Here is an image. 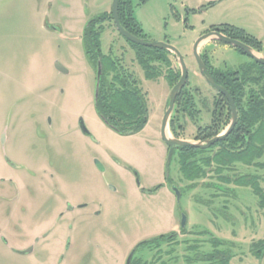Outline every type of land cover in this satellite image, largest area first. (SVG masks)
Segmentation results:
<instances>
[{"label": "rangeland", "instance_id": "374dc122", "mask_svg": "<svg viewBox=\"0 0 264 264\" xmlns=\"http://www.w3.org/2000/svg\"><path fill=\"white\" fill-rule=\"evenodd\" d=\"M199 2L132 0L144 40L169 44L181 53L187 91L198 107L203 101L210 105L214 92L198 72L194 42L224 17L253 34L262 26L251 29V20L259 16L264 22V0H232L208 11ZM111 5L112 0H0V264H124L141 242L173 232L178 234L174 240L139 246L132 264H190L194 252L187 250L198 245L202 254L211 251L212 237L234 243L229 264H264L249 252L252 243L264 238V212L249 188L218 181L213 165L186 192L176 154L166 170L159 129L169 86L146 80L139 66L131 68L133 51L110 21L103 25L101 49L106 53L113 45L121 54L120 47L126 48L125 63L147 92L149 117L143 131L124 137L97 116L96 72L80 37L85 23L110 13ZM238 6L253 8L245 13L255 12L254 17L243 18ZM206 52L220 73L242 76L256 69L248 55L232 47H208ZM56 62L67 73L56 71ZM187 120L182 116L178 133L194 142L195 128ZM113 157L121 164H112ZM247 173L262 176L264 170L238 166L223 175ZM173 181L181 193L179 203ZM211 183L221 190L207 187ZM160 184L152 195L140 192ZM182 215L185 234L180 232Z\"/></svg>", "mask_w": 264, "mask_h": 264}, {"label": "trees", "instance_id": "16d2710c", "mask_svg": "<svg viewBox=\"0 0 264 264\" xmlns=\"http://www.w3.org/2000/svg\"><path fill=\"white\" fill-rule=\"evenodd\" d=\"M146 1L147 0H142V3ZM213 4L214 3H210L209 6ZM118 16L121 25L126 31L137 38L144 39L140 26L133 17L132 0H119ZM109 19H112L111 13L103 14L99 19L93 22L92 26L85 29L83 38V48L89 63L94 66L95 71L98 61H100L102 67L95 110L101 120L108 126L114 128L118 134L134 135L141 132L147 123V97L138 89L136 80L131 74L127 73L123 68L118 67V63L109 56H105L101 53L100 35L102 31L96 29L94 25L95 23L104 22ZM211 28H216L224 36L240 41L256 52L262 53L264 56L261 42L253 36L246 34L244 31L229 25ZM129 45L135 51L136 59L144 71L146 80H157L158 77L165 72L167 73L166 79L171 87L177 83L180 72L179 70L172 71L170 69L171 64L168 55L171 53L165 50L142 47L132 43H129ZM206 64L215 83H219L218 79L222 77L234 78L231 84L237 96L234 98V101L236 104L240 105L239 125H244L246 127L250 125V127H254L253 131L250 132L251 145L249 148L247 147L239 153L233 154L225 151L223 155L217 151L220 143H216L207 150L190 148L174 150L172 159L176 154V163L178 164V172L181 175V179L196 183L206 175V170L202 168V165L206 166L207 172L212 169L211 166L214 165L213 173L215 174L221 173L218 165L223 166V172H229L230 166L237 162L246 166L245 168L250 167L255 170H264V67L253 61L256 69L253 68V71L246 70L242 76H239L238 72L228 74L220 73L213 69L208 62H206ZM110 73L113 74L111 80L108 79ZM246 87H250L248 94L245 92ZM183 94L186 96V101L190 102L191 105L195 103L194 96L187 90L180 93V97L177 100L178 103L183 99ZM170 127L174 137L177 138L178 133L174 129V121H172V119L170 121ZM223 142L227 141L224 140ZM229 147H232V145ZM189 158H191L192 163H188ZM256 173L240 174L233 178L223 175V182L249 188L252 193L257 196L258 207L264 212V189L261 187V182H264V173L262 176ZM224 192L226 193L227 191ZM177 235V233L162 235L141 242L137 246L157 241L159 243L169 241ZM210 244L212 250L203 254L200 253L198 245L192 247V252L194 253L192 258L188 259L190 264H194L195 262L201 264H229L231 259L234 258L233 242L211 238ZM249 252L256 259L263 260L264 238L252 243Z\"/></svg>", "mask_w": 264, "mask_h": 264}, {"label": "flooded vegetation", "instance_id": "af4514ba", "mask_svg": "<svg viewBox=\"0 0 264 264\" xmlns=\"http://www.w3.org/2000/svg\"><path fill=\"white\" fill-rule=\"evenodd\" d=\"M132 7H133V4H132ZM209 7H211V6H209V4L208 5H206V6H204V8L205 9H208ZM205 9H203V11L205 10ZM110 13H111V11H110ZM102 16V15H101ZM101 16H99V17H97V18H91V19H89L86 23H85V25H84V27H83V30H82V32H81V37H80V41H81V43H82V45H83V38H84V32H85V29L87 28V27H90V26H92V24H93V22L95 21V20H97V19H99ZM112 17V16H111ZM133 17H134V13H133ZM136 20V19H135ZM107 21H110V22H112L113 23V20L112 19H109V20H105L104 22H98V23H95V28L96 29H98L99 31H102V33L104 32V23H107ZM120 21V20H119ZM109 23V22H108ZM114 25V24H113ZM53 29V31L54 32H57V31H59L60 29L58 28V27H53L52 28ZM102 33H101V35H102ZM206 33V32H205ZM205 33H202L201 35H203V34H205ZM101 35H100V38H101ZM200 35V36H201ZM126 42H127V44H128V46L129 47H127V49L129 48V50H132L133 51V55H132V60H130V62L129 63H131V62H133L134 63V66L135 67H131V68H135V69H137V66H139L140 68H141V70H142V72H143V75H144V71H143V69H142V67L139 65V63H138V61H137V59H136V55H135V51L133 50V48L129 45V43H128V41L126 40ZM100 47H101V43H100ZM84 49V48H83ZM120 49L122 50V52H121V54H117V51L114 49V47H113V45H112V47H110L109 49H108V52H106V53H103V51H102V49H101V53L103 54V55H105V56H109L111 59H113L116 63H118L117 64V66L118 67H121V68H123L127 73H129V74H131L132 76H133V78L136 80V84H137V87H138V89L142 92V94H145L146 95V97H147V92H145L142 88H141V86H140V84H139V80L136 78V76H135V73L133 72V71H131L130 70V68L126 65V63H125V55H127L126 54V52L127 51H124V50H126V48H124V47H120ZM84 53H85V50H84ZM85 56H86V58H87V55H86V53H85ZM170 56L172 57H174L175 58V56L173 55V54H170V55H168V59H169V61H170V64H171V66H170V69L172 70V71H175L176 69H175V67H174V62H173V60L170 58ZM176 59V58H175ZM87 60H88V58H87ZM128 63V64H129ZM136 64V65H135ZM133 65V64H132ZM96 73H97V68H96V71H95ZM210 73V72H209ZM166 74L167 73H163L160 77H158V79L157 80H154L155 82H158L159 80H163V81H165L167 84H168V86H169V92H170V90L172 89V87L176 84H174L172 87L170 86V84H169V82H168V80L166 79ZM210 75H211V73H210ZM113 77V74L112 73H110L109 74V76H108V79L109 80H111V78ZM211 77H212V75H211ZM96 78V77H95ZM144 78H145V75H144ZM213 78V77H212ZM146 79V78H145ZM234 78H229V77H222V78H219L218 79V82L219 83H216L217 85H219V86H221V87H223L225 90H226V92L229 94V96L231 97V99L233 100V102H234V104H235V106H236V109H237V115H238V117H237V122H236V124H235V126H234V128H233V130L231 131V133L225 138V139H223L222 141H220V142H218V143H220V146L218 147V149H217V151L221 154V155H223L224 153H225V151H227V152H230V153H239L240 151H243V150H245L247 147L249 148L250 147V145H251V139H250V132L251 131H253V129H254V127H250V125L249 126H244V125H242V126H240L239 125V122H240V119H239V115H240V105H238V104H236L235 103V101H234V98L235 97H237L236 96V91H234V88H233V86H232V80H233ZM96 80V79H95ZM179 80V79H178ZM214 80V79H213ZM149 81H152V80H149ZM215 82V81H214ZM96 85V84H95ZM187 85H188V82L186 83V85L184 86V88L182 89V91L181 92H183L184 90H188V88H187ZM212 90H213V92H214V96L212 97V101H211V103H210V105L208 104V103H205L204 101L203 102H201L200 103V107H198V104L195 102V103H192V105H191V103L190 102H188V101H186V96H185V94H183V99L178 103V98L180 97L179 95H178V97H177V99H176V101H175V106H174V111H173V114H172V117H171V119H172V121H174V129H175V131L178 133V130H180V129H183V127H182V125H181V123H180V121L182 120V116H186L187 117V121L189 122V123H191V125L193 126V128H195V135H194V137H193V139L194 140H196V141H205V140H210V139H212V138H214L215 136H217V135H219V134H221V133H223L226 129H227V127L229 126V124H230V122H231V115H232V112H231V107H230V104H229V102L227 101V98L225 97V96H223L222 94H220V93H218L217 91H215L213 88H211ZM250 90V87H246L245 88V92L248 94V91ZM180 92V93H181ZM99 93V92H98ZM190 96H191V94H190ZM97 98H98V96H97ZM97 98H95V96H94V109H95V102H96V100H97ZM168 100V99H167ZM188 100H189V98H188ZM147 104H148V97H147ZM207 105H209L210 106V108H208L207 107ZM166 106H167V102H166ZM166 110V109H165ZM95 112H96V110H95ZM165 113V112H164ZM97 114V113H96ZM201 115L202 116H207V118L209 119L206 123H204L203 122V119L201 120L200 119V117H201ZM98 116V115H97ZM99 117V116H98ZM148 117H149V112H148V115H147V123H148ZM210 117V118H209ZM100 118V117H99ZM101 119V118H100ZM162 119H163V117H162ZM201 120V122L200 121H198V120ZM171 121V120H170ZM170 121H169V130H170V132L172 133V135H173V132L171 131V127H170ZM102 122H103V120H102ZM161 122H162V120H161ZM199 122H200V124H199ZM106 126H108L105 122H103ZM147 123H146V125H147ZM80 124H81V122H80ZM146 125H145V127H146ZM110 129H112L115 133H117L115 130H114V128H112V127H110V126H108ZM144 127V128H145ZM160 127H161V124H160ZM143 128V129H144ZM143 131V130H142ZM140 133V132H139ZM139 133H137V134H139ZM118 134V133H117ZM137 134H134V135H137ZM85 135H88V136H90L89 135V133L88 134H85ZM118 135H120V134H118ZM178 135V137H177V139H180V134L178 133L177 134ZM120 136H124V137H127V136H133V135H120ZM159 136H160V129H159ZM173 137H174V135H173ZM181 140H184V139H181ZM227 141V142H223V141ZM224 143H225V145H224ZM226 145H229V146H231L232 145V147H229V146H226ZM166 147V150H167V154H168V147L167 146H165ZM213 147V146H212ZM210 149V148H209ZM167 158V157H166ZM110 161H111V163L112 164H115V165H120L121 163H120V160H118L117 158H111L110 159ZM109 161V162H110ZM171 161H172V158H171V160H170V163H171ZM97 162V161H96ZM96 162H95V164H96ZM120 163V164H119ZM170 163H169V167H170ZM188 163H192V160H191V158H189L188 159ZM97 166V165H96ZM238 166H241V167H246V166H244V165H241L239 162H237V163H235L234 165H232V166H230V169H229V171H232V172H235V170L238 168ZM124 167V166H123ZM168 167V168H169ZM202 168L203 169H205L206 170V175H205V177H203V178H206L207 177V169H206V166L205 165H202ZM218 168H219V170H221V173H219V174H216V178L218 179V181H221V182H223V166L222 165H218ZM229 168V167H228ZM248 168H250V167H248ZM102 169H103V167H102ZM129 169V168H128ZM129 170H131L133 173H135V171L133 170V169H129ZM212 170V169H211ZM210 170V171H211ZM103 171V170H102ZM212 173H213V170H212ZM215 174V173H214ZM168 177V174H166V179H168L169 180V178H167ZM202 178V179H203ZM201 180V179H200ZM185 182H186V192H188V191H191V189L192 188H194V186H195V182H192V181H190V180H185ZM176 184H175V182L173 181V184H170V186H171V188L173 187V186H175ZM210 185H211V187L212 188H215V189H220L219 187H217V185H215V184H213V183H211V184H209V185H207V187H210ZM162 186H164V184H160V185H157V186H155V187H153L152 189H150V190H144V189H141L140 190V192H142V193H146V194H148V195H152V194H154L156 191H158ZM206 187V188H207ZM179 190V189H178ZM181 194V193H180ZM176 199V198H175ZM186 222H187V219H186ZM186 225V224H185ZM184 230V231H183ZM182 231H183V234H185V233H187L186 232V229H185V227L182 229L181 228V225H180V232L182 233ZM203 233L202 234H205V235H210V233L207 231V230H203L202 231ZM173 233H175V232H173ZM193 233V232H192ZM192 233H190V234H192ZM171 234V233H170ZM178 236V235H177ZM177 236H175L172 240H174ZM47 237V234L45 233V234H43L42 236H40V237H36L35 239H34V242L35 243H37L41 238H46ZM212 238H216V237H212ZM217 239V238H216ZM148 241V240H147ZM169 241H171V240H169ZM138 247L139 246H136L127 256H126V258H125V261H124V264H126V262H127V259H128V257L131 255V258H130V264H132V260H133V256H134V254H135V251L138 249ZM190 247H188V249H189ZM31 249V250H30ZM27 250H30V252H32V250H33V246L32 247H29ZM27 250H25V252L27 251ZM191 250V249H190ZM189 253H192V251H189V250H187ZM29 252V253H30Z\"/></svg>", "mask_w": 264, "mask_h": 264}, {"label": "water", "instance_id": "95a60500", "mask_svg": "<svg viewBox=\"0 0 264 264\" xmlns=\"http://www.w3.org/2000/svg\"><path fill=\"white\" fill-rule=\"evenodd\" d=\"M118 3H119V0H112V5H111V16H112L113 24H114L116 31L125 40H127L128 42L132 44L142 46V47L152 48V49L165 50L173 54L178 63V68H179L178 70L180 72V77L177 83L172 87V89L169 92L166 110L163 115V119H162L161 127H160V139L168 147V154H167L166 163H165V168L166 170H168L169 163L172 158L174 150L182 149V148L207 150L210 147L214 146L216 143L225 139L231 133V131L233 130L237 122V117H238L237 109H236V106L233 100L231 99V97L229 96V94L226 92V90L223 87L217 85L214 82L213 78L211 77L209 73V70L206 64V62H208L207 60L208 55L206 52V48L212 47V46L209 45L205 47L203 52H201V46L206 43H209V44L218 43V44L232 47L234 49L241 51L243 54L248 55L255 63L263 67H264V56L261 53L256 52L255 50H253L251 47L247 46L246 44L224 36L216 28H211L205 34L198 37V39L194 42L193 47H192V53L196 61L198 72L200 76L206 81V83L211 88H213L215 91H217L218 93L222 94L223 96L227 98V101L230 104L231 112H232L231 122L223 133L215 136L214 138L210 140L192 142L188 140L177 139L169 134V121L171 120V117L174 111L175 101L187 83L188 69L185 64V61L181 53L173 46L163 43V42H148L144 39L137 38L133 36L131 33H129L128 31H126L119 21ZM54 68L56 71L60 73H67V71L58 62L54 64ZM101 75H102V67H101L100 61H98L97 73H96L95 98H97L98 96ZM80 127H81V131L84 134H88V131L86 130L82 122L80 124ZM96 165L99 170L101 171L103 170L102 166L98 162H96ZM172 191L175 195L177 203H179L180 191L178 190L176 186L172 187ZM185 224H186V217L182 215L181 223H180L182 229L185 227ZM30 250H27L25 253H29ZM130 258H131V255L128 257L126 264H130Z\"/></svg>", "mask_w": 264, "mask_h": 264}, {"label": "crops", "instance_id": "0c3cea01", "mask_svg": "<svg viewBox=\"0 0 264 264\" xmlns=\"http://www.w3.org/2000/svg\"><path fill=\"white\" fill-rule=\"evenodd\" d=\"M230 1H232V0H200L199 5H200V7L203 6V8H204V5L206 6V5L210 4V3H214L211 7H209L208 9H205V10H204V11H208V10L214 9L216 6H221V7H222L223 5H226V4L229 5V2H230ZM238 1H239V0H238ZM202 3H205V4H202ZM238 9H239V13L241 14V16H242L243 18H244V15H246V17H247V16L254 17L253 15H254L255 12H254V13H250V12L248 13V11H247V13H245L246 10H250L251 12L254 11L253 8H250V7H247V6H244L243 8H241V7L238 6ZM238 9H237V10H238ZM226 10H227V11H230V9H226ZM252 14H253V15H252ZM263 15H264V9H263ZM256 18H257V19H256ZM256 18L254 17L252 20H251V18H250V20H251V22H252V25H251L250 28L255 30V27L257 28L258 26H262V27H261L262 32H260V33H258V34H253V32H252V33L249 32V30H247V28H245L244 26H240L239 24L234 23L232 20H229V19H227L226 17L220 19V22H212V23L209 24L208 27L205 28V29H206V31H208L209 29H211V27H217V26H221V25H229V26H233V27H235V28H237V29H240V30L244 31L246 34H248V35H250V36H253V37L256 38L258 41H260L261 44H262L263 50H264V22L261 21V19H260L259 16H256ZM223 19H226V20H223ZM206 31H205V32H206ZM205 32H204V33H205ZM209 45H211L212 48H214V49H219V48L228 49V48H231V47H229V46H225V45L218 44V43H211V44L206 43V44L204 45V48H203V47L201 48V52H203L204 49H205V47H207V46H209ZM202 50H203V51H202ZM209 59H210V57L207 56V60H208L209 64L211 65V61H210ZM211 66H212V65H211ZM212 68H213V67H212Z\"/></svg>", "mask_w": 264, "mask_h": 264}]
</instances>
